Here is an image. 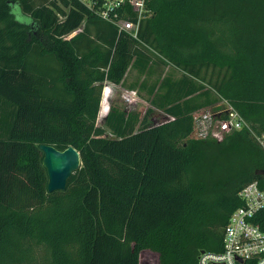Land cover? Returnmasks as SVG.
<instances>
[{
  "label": "trees",
  "instance_id": "16d2710c",
  "mask_svg": "<svg viewBox=\"0 0 264 264\" xmlns=\"http://www.w3.org/2000/svg\"><path fill=\"white\" fill-rule=\"evenodd\" d=\"M143 5L0 0V264H198L241 188H264V0ZM133 70L128 89L173 119L105 114L104 82ZM219 98L250 130L195 139L191 113ZM40 144L78 151L63 191L46 192Z\"/></svg>",
  "mask_w": 264,
  "mask_h": 264
},
{
  "label": "built area",
  "instance_id": "2783aa9c",
  "mask_svg": "<svg viewBox=\"0 0 264 264\" xmlns=\"http://www.w3.org/2000/svg\"><path fill=\"white\" fill-rule=\"evenodd\" d=\"M89 5L91 0H79ZM124 0H105L106 13L103 17L107 18V11L118 7ZM127 3L136 12L138 18L145 13L144 0H127ZM117 24L127 30L131 35L135 33L137 24L126 20H117ZM134 29H130L132 27ZM70 35L65 36L68 37ZM122 99L126 111H130L131 107L137 101L135 93L127 91L122 92ZM159 111L163 118L156 122L152 117L150 122L153 125L162 124L173 119L171 115H167L164 111ZM191 121L193 128L191 135L195 139H213L218 142L223 137L243 127H249L245 121L234 110L232 104L223 98L210 106H204L201 109L191 113ZM257 141L264 149V133L254 134ZM238 196L242 202L227 218L226 225L222 231V250L220 253H211L201 251L197 258L198 264H264V229H261L258 222L254 221L256 213L264 209V188H259L257 182H250L244 185L238 192Z\"/></svg>",
  "mask_w": 264,
  "mask_h": 264
},
{
  "label": "water",
  "instance_id": "95a60500",
  "mask_svg": "<svg viewBox=\"0 0 264 264\" xmlns=\"http://www.w3.org/2000/svg\"><path fill=\"white\" fill-rule=\"evenodd\" d=\"M42 166L45 169L47 183L46 192L63 191L69 175L80 166L78 151L67 145L64 150H58L52 145L40 144Z\"/></svg>",
  "mask_w": 264,
  "mask_h": 264
},
{
  "label": "rangeland",
  "instance_id": "374dc122",
  "mask_svg": "<svg viewBox=\"0 0 264 264\" xmlns=\"http://www.w3.org/2000/svg\"><path fill=\"white\" fill-rule=\"evenodd\" d=\"M130 29L131 30L134 29L133 26L130 27ZM176 75H179V73H177V72L174 73V76H176ZM105 86L109 90L108 95H107V97L105 99V102H104V107H106L105 114L107 113V111L109 109V106L111 104L112 105H116V106L119 105V107H123L125 109L126 107L124 106V100L122 99V92L124 90H121V88L119 86L114 87V86L110 85V83H108V82H104L103 88ZM111 95H112V98H111ZM136 103H137L136 105L134 104L133 106H130L131 110L139 111V112L141 111L142 112L143 109L146 107V106H144L145 104H143V103H141L139 101L136 102ZM103 114H102V116L100 118H97V120H96L97 125H102L103 118L105 116ZM150 114L151 115L148 116L149 122H150L151 117H152L153 120H156V122L161 121L162 118H163L162 114L159 111H157V110H153Z\"/></svg>",
  "mask_w": 264,
  "mask_h": 264
},
{
  "label": "crops",
  "instance_id": "0c3cea01",
  "mask_svg": "<svg viewBox=\"0 0 264 264\" xmlns=\"http://www.w3.org/2000/svg\"><path fill=\"white\" fill-rule=\"evenodd\" d=\"M168 67H165L164 69H163V75H164V73H166L167 71H168ZM136 75V73H135V71L133 70V71H130L129 72V74H128V76L126 77V79H125V81H124V83H123V86H121L120 84H116V85H113V84H111L110 83V85H112V86H114V87H116V86H119L120 88H121V90H125V91H127V92H129V93H135V96L137 97V99H138V101L139 102H141V103H143V104H145L144 106H146L144 109H143V111L141 112H139V118H141L143 115H144V113H145V111H147V110H151L149 113H148V116L149 115H151L150 113L153 111V110H161V111H163V109L162 108H160V107H157V106H154V105H152V104H150L149 103V101L147 100L148 98H146V97H148L147 96V94H146V90L145 89H143V88H141V90H137L135 87L133 88V89H128V86L129 85H131L132 83H133V80H134V78L136 77L135 76ZM155 75L156 74H151L150 75V77L148 78V82L146 83V85H150V83H151V81H152V79H155ZM162 75V76H163ZM176 76H178V75H176ZM143 78V76L141 77V79ZM109 83V82H108ZM151 97V96H150ZM111 98H112V95H111ZM137 101V102H138ZM137 103H135V105H136ZM110 106H112V107H119V105H110ZM119 108H123V107H119ZM135 108V107H134ZM109 110V109H108ZM130 111H133V110H130ZM134 112V111H133ZM148 116H147V120H148Z\"/></svg>",
  "mask_w": 264,
  "mask_h": 264
},
{
  "label": "clouds",
  "instance_id": "9594fccd",
  "mask_svg": "<svg viewBox=\"0 0 264 264\" xmlns=\"http://www.w3.org/2000/svg\"><path fill=\"white\" fill-rule=\"evenodd\" d=\"M14 11H15V9H14Z\"/></svg>",
  "mask_w": 264,
  "mask_h": 264
}]
</instances>
